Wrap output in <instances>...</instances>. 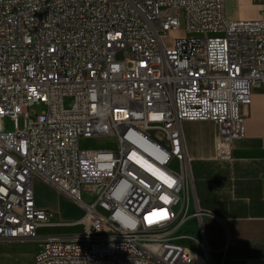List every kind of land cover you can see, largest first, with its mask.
<instances>
[{
  "label": "built area",
  "instance_id": "built-area-1",
  "mask_svg": "<svg viewBox=\"0 0 264 264\" xmlns=\"http://www.w3.org/2000/svg\"><path fill=\"white\" fill-rule=\"evenodd\" d=\"M257 1V20L234 21L225 0H0V119L15 124L0 126V244L38 245L34 264H194L178 232L206 215L182 125L212 123L221 162L245 139L264 89ZM35 178L85 211L82 233L40 234L64 225L36 207Z\"/></svg>",
  "mask_w": 264,
  "mask_h": 264
},
{
  "label": "crops",
  "instance_id": "crops-1",
  "mask_svg": "<svg viewBox=\"0 0 264 264\" xmlns=\"http://www.w3.org/2000/svg\"><path fill=\"white\" fill-rule=\"evenodd\" d=\"M262 9L257 0H225V14L234 21L257 20ZM243 113L245 139L234 143L232 160L226 162L215 160L212 123H204L201 134L192 131L186 123L182 125L191 160L195 200L210 223L207 243L211 252L206 243L208 252L189 248L196 264L206 261L208 264H264V89L254 90L253 101L244 107ZM74 234L79 233L49 235Z\"/></svg>",
  "mask_w": 264,
  "mask_h": 264
},
{
  "label": "rangeland",
  "instance_id": "rangeland-1",
  "mask_svg": "<svg viewBox=\"0 0 264 264\" xmlns=\"http://www.w3.org/2000/svg\"><path fill=\"white\" fill-rule=\"evenodd\" d=\"M181 36H184V32H180ZM167 45L172 44V39L166 41ZM67 108H71L74 104L72 98H67L65 100ZM45 110L43 105L32 106L30 108V114L32 119H36L35 115H40ZM186 125L194 132L201 134L204 132V122L198 123H186ZM0 126L6 132L15 131V124L9 118L0 119ZM19 126L23 129L24 119L21 117L19 119ZM204 142H202L203 144ZM101 147L109 148V144L104 141L99 140H89L86 143H82L83 149H98ZM33 192L37 208H42L52 214H54V219L56 222H60L64 226L58 227V230H53L55 228H45L40 230V234L49 235L54 232H66V233H82L83 228L79 225L71 226L72 223L81 221L85 217V211L79 207L75 202L68 199L67 197L59 194L50 185L39 178L33 179ZM82 201L87 205H92L97 200V195H90L88 193H83ZM195 207L194 204L190 207V217L194 214ZM210 226L207 218L204 222H200L194 218L189 219L178 232L179 240L181 243L186 245L188 248L199 251V246L197 241H202L203 244L206 243L208 247H211L207 243V227ZM27 248V249H25ZM207 249V247H205ZM39 250V246L30 241H18L7 244H0V264H34L35 253ZM201 252V250H200ZM196 254V253H195ZM198 255V254H197ZM204 261V257L199 255Z\"/></svg>",
  "mask_w": 264,
  "mask_h": 264
},
{
  "label": "clouds",
  "instance_id": "clouds-1",
  "mask_svg": "<svg viewBox=\"0 0 264 264\" xmlns=\"http://www.w3.org/2000/svg\"><path fill=\"white\" fill-rule=\"evenodd\" d=\"M126 195H127V193H120L119 194V198L123 199ZM121 223H122V226L125 227V228H133V227H135L134 221L130 222L129 220H123V221H121Z\"/></svg>",
  "mask_w": 264,
  "mask_h": 264
},
{
  "label": "bare ground",
  "instance_id": "bare-ground-1",
  "mask_svg": "<svg viewBox=\"0 0 264 264\" xmlns=\"http://www.w3.org/2000/svg\"><path fill=\"white\" fill-rule=\"evenodd\" d=\"M206 249V248H205ZM206 251H207V249H206ZM208 252V251H207ZM193 253V252H192ZM194 255V254H193ZM194 260H195V262H194V264H196V259H195V256H194ZM205 264H208L207 263V261L205 262Z\"/></svg>",
  "mask_w": 264,
  "mask_h": 264
}]
</instances>
